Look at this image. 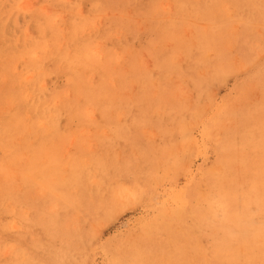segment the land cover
Segmentation results:
<instances>
[{"label":"rangeland","instance_id":"374dc122","mask_svg":"<svg viewBox=\"0 0 264 264\" xmlns=\"http://www.w3.org/2000/svg\"><path fill=\"white\" fill-rule=\"evenodd\" d=\"M21 263L264 264V0H0Z\"/></svg>","mask_w":264,"mask_h":264},{"label":"bare ground","instance_id":"6f19581e","mask_svg":"<svg viewBox=\"0 0 264 264\" xmlns=\"http://www.w3.org/2000/svg\"><path fill=\"white\" fill-rule=\"evenodd\" d=\"M5 78V77H4ZM6 82V81H5ZM4 85V84H3ZM21 92V91H20ZM40 99V98H39ZM20 101V100H19ZM107 109V108H106ZM7 118V117H6ZM19 118V117H18ZM60 118V117H59ZM21 123V122H20ZM19 125V124H18ZM238 129V128H237ZM236 129V130H237ZM240 129V128H239ZM256 129V128H255ZM3 130V129H2ZM258 130V129H257ZM238 131V130H237ZM262 131V130H261ZM263 132V131H262ZM235 134V133H234ZM242 134V133H241ZM246 134V133H245ZM258 135V134H257ZM260 135H261V133H260ZM230 137V136H229ZM256 137V136H255ZM253 139V138H252ZM260 140V139H259ZM258 140V141H259ZM242 141V140H241ZM230 144V143H229ZM237 144V143H236ZM239 146V145H238ZM222 163V162H221ZM248 166V165H247ZM246 166V167H247ZM217 177V176H216ZM251 178V177H250ZM223 182H225V181H223ZM221 185V184H220ZM237 186V185H236ZM213 187V186H212ZM239 188V187H238ZM209 191V190H208ZM204 198V197H203ZM176 231V230H175ZM154 233V232H153ZM209 233V232H208ZM159 239V238H158ZM164 241V240H163ZM155 242V241H154ZM156 243V242H155ZM242 251V250H241ZM249 255V254H248ZM209 259H210V257H209ZM208 261V260H207ZM22 264V263H21Z\"/></svg>","mask_w":264,"mask_h":264}]
</instances>
